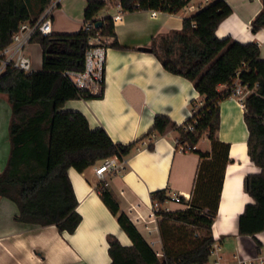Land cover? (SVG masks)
Wrapping results in <instances>:
<instances>
[{
	"label": "trees",
	"instance_id": "obj_1",
	"mask_svg": "<svg viewBox=\"0 0 264 264\" xmlns=\"http://www.w3.org/2000/svg\"><path fill=\"white\" fill-rule=\"evenodd\" d=\"M262 9L250 22L251 31L264 28ZM52 0H0V52L11 43L21 23L34 22ZM83 26L76 33L42 35L36 32L30 43L42 51V66L25 74L8 67L0 75V94L11 107L8 125L10 150L6 165L0 170V197L14 202L18 223L49 226L59 232L72 233L81 221L76 211L78 202L67 177L72 167L82 173L104 159L129 156L136 145L148 140L146 148H154V140L167 133L177 141L194 147L205 134L211 151H195L203 161L198 167L191 198L181 199L185 207L174 211L158 209L156 215L161 240V255L120 209L111 191L101 181L99 197L121 229L131 240L123 246L113 235L107 236L109 264H206L214 242L211 226L216 217L223 171L228 162V145L216 139L219 128V102L229 97L230 86L239 72L242 84L253 88L243 102V120L247 127V153L260 168V173L246 175L245 192L254 200L246 204L238 219L240 235H255L264 230V61L257 43H238L215 35L217 26L231 14L224 0H215L194 15L184 18L180 30H172L152 40L150 51L162 67L193 84L203 97L200 106L193 105L192 116L176 125L166 115H157L146 133L128 144L114 143L103 128L91 130L87 120L75 111H62L68 100L101 98L78 89L65 72L84 70L88 40L95 35L114 37L110 47L122 49L116 39L111 16L99 18L107 5L115 3L121 12L160 11L175 13L190 0H85ZM100 26L96 27V23ZM193 130L187 129L188 125ZM164 190L151 195L152 203L167 201Z\"/></svg>",
	"mask_w": 264,
	"mask_h": 264
},
{
	"label": "crops",
	"instance_id": "obj_2",
	"mask_svg": "<svg viewBox=\"0 0 264 264\" xmlns=\"http://www.w3.org/2000/svg\"><path fill=\"white\" fill-rule=\"evenodd\" d=\"M107 1V0H102ZM215 0H190L175 13L160 11L121 12L118 5H107L99 18L111 16L115 35L123 48L109 47L105 60V80L101 98L75 99L64 103L62 111H75L87 120L91 130L103 128L114 143L128 144L153 124L157 115H166L176 125H182L193 105L200 106L203 97L187 79L166 71L157 58L141 48L150 47L152 40L172 30H180L184 18ZM231 8L216 28L219 39L230 37L238 43H257L259 57L264 61V28L251 31L250 22L262 9L260 0H224ZM52 34L78 32L83 26L85 0H52ZM110 43L115 41L110 37ZM25 53L30 58L32 71L42 66V51L38 44L29 43ZM223 89V86L220 87ZM11 107L6 95L0 94V170L9 155L8 125ZM216 139L228 145L216 217L211 226L212 237L222 247L225 264H236V256L253 258L264 253V230L255 235H240L238 219L246 204L253 203L243 187L246 175L260 173V168L247 153L248 131L243 120V103L233 97L219 102V128ZM177 137L171 133L158 136L154 148H146L148 140L138 143L132 153L120 160V168L105 178V185L115 195L125 213L142 237L158 256L161 240L159 217L151 213L154 204L151 195L164 190L167 201L157 209L174 211L188 202L199 165L198 154L176 150ZM204 144V148H200ZM195 151L209 153L211 141L204 134L194 147ZM191 160V161H190ZM79 173L67 169V177L78 202L76 207L81 221L72 232H59L54 225L34 226L14 220L17 206L0 197V264H109L107 236L113 235L123 246L131 240L121 229L116 218L102 202L97 191L101 180L95 167ZM191 163V165H189ZM179 197L180 201L172 198ZM206 264H212L209 257ZM253 264H257L253 262Z\"/></svg>",
	"mask_w": 264,
	"mask_h": 264
},
{
	"label": "built area",
	"instance_id": "obj_3",
	"mask_svg": "<svg viewBox=\"0 0 264 264\" xmlns=\"http://www.w3.org/2000/svg\"><path fill=\"white\" fill-rule=\"evenodd\" d=\"M119 7V6H118ZM53 6L49 5L47 9L34 22H24L18 27V30L12 35L11 43L0 52V75L6 71L8 67L23 71L25 74L32 72L30 58L25 53V47L30 43L34 33L40 32L42 35H50L52 33L51 11ZM110 37L95 35L88 40V48L84 56V70L81 72L67 71L65 75L74 85L81 90H85L92 95H98L105 80V60L106 52L110 47ZM239 72H236L235 78L231 85L223 86V89H229V97L237 99L243 103L245 98L253 92V88H249L239 80ZM192 116L190 113L189 117ZM189 131L193 130L190 124L187 126ZM176 150L180 153L190 151V147L186 144L176 141ZM120 168V160L117 157L107 158L101 161L100 165L95 167V175L103 182L105 178ZM174 201H180L179 197L172 198ZM157 203H154L152 216L157 212ZM209 257L212 264H225L222 255V247L218 241L213 242L209 250ZM264 264V253H259L253 258H241L236 256V264Z\"/></svg>",
	"mask_w": 264,
	"mask_h": 264
},
{
	"label": "rangeland",
	"instance_id": "obj_4",
	"mask_svg": "<svg viewBox=\"0 0 264 264\" xmlns=\"http://www.w3.org/2000/svg\"><path fill=\"white\" fill-rule=\"evenodd\" d=\"M32 66V65H31ZM32 68V67H31ZM200 148L201 149H203L204 148V144H200ZM195 154H197L195 151H188L187 153H186V155H190V156H193V155H195ZM191 161V160H190ZM189 165H191V163H189ZM193 187H194V184H193ZM192 187V188H193ZM155 213V215H156V213L157 212H154ZM157 216V215H156ZM160 219V218H159ZM159 221V220H158ZM157 226H158V224H157Z\"/></svg>",
	"mask_w": 264,
	"mask_h": 264
},
{
	"label": "water",
	"instance_id": "obj_5",
	"mask_svg": "<svg viewBox=\"0 0 264 264\" xmlns=\"http://www.w3.org/2000/svg\"><path fill=\"white\" fill-rule=\"evenodd\" d=\"M95 26H96V27L100 26V22L96 23ZM141 50H143V51H150V48H148V47H143V48H141Z\"/></svg>",
	"mask_w": 264,
	"mask_h": 264
}]
</instances>
